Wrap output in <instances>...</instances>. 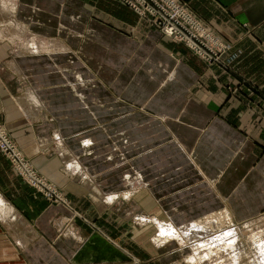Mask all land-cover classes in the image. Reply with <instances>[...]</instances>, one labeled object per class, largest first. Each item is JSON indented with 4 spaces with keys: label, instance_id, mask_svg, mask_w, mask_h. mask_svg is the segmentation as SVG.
I'll return each instance as SVG.
<instances>
[{
    "label": "crops",
    "instance_id": "obj_1",
    "mask_svg": "<svg viewBox=\"0 0 264 264\" xmlns=\"http://www.w3.org/2000/svg\"><path fill=\"white\" fill-rule=\"evenodd\" d=\"M180 1L218 61L120 0H0V126L68 200L0 150V264H188L137 215L263 214L264 0ZM134 170L145 186L104 199Z\"/></svg>",
    "mask_w": 264,
    "mask_h": 264
},
{
    "label": "bare ground",
    "instance_id": "obj_2",
    "mask_svg": "<svg viewBox=\"0 0 264 264\" xmlns=\"http://www.w3.org/2000/svg\"><path fill=\"white\" fill-rule=\"evenodd\" d=\"M199 26H200V24H199ZM32 46L34 47V48H32V50H34V49L37 50L36 44L33 45L31 43V47ZM30 102H31V99H30ZM58 140H59V137H58ZM85 142H88V140H86ZM57 143H59V142H57ZM63 152H65V150ZM66 156H65V158H66ZM68 158H70V156H67V159ZM116 164H118V163H116ZM72 166L75 169L81 171L82 166L80 165L79 162H77V163H75L74 161L71 162L70 167H72ZM83 169H85V168H83ZM72 171H73V169H72ZM85 173H87V172H85ZM85 175H87V174H85ZM123 179L127 182L128 187H124L123 189H118V190H112L111 194L109 193L108 196H103L104 199L108 200V202L109 201L110 202H113V201L117 202L118 200H120L119 198L131 197L132 193L139 190L141 187L145 186V180L143 179L142 174L137 170H134L133 173H131V172L125 173L123 176ZM52 188L53 187L50 188L51 191H52ZM61 200H63L62 197H61ZM64 203H66V202L64 201ZM6 208L7 207L5 206L4 200L0 197V212H4V210ZM226 216L228 218H230V220H231L230 222L232 223V216L230 215V213L225 212V217ZM144 217H145V215H144ZM205 219H208V218H205ZM211 219H214V218L211 216ZM154 221L156 222L157 227H158L157 228L158 234L156 236L160 242H163L169 238H173L177 242H181V243L192 242L191 248H190V251H192V253H189L186 256L187 261L190 264H232V260H234V262H236V264H238L237 260H238V256H240V250H241L239 247V243H238V239H239V235H240L238 225H232L233 227H231V228H225V229L215 231L216 229L215 230H212V229L218 227L221 224V218L214 219L212 221H209L208 223L206 222L207 224H210V225L212 224V227H213L212 229L209 225L207 226V224H201L199 221H202V220H199V219L188 221V222L183 223L181 225H176L171 220H165V219H162L160 217H154L152 222H154ZM196 222H199V223H196ZM258 228H261V229L256 231V233L253 234L252 238H253V242L255 243V245L257 246V249H258L259 264H264V224H262ZM204 236H207V237L203 238ZM230 256H231V261H222L221 260V258H223V257H226L228 260V258ZM255 256H253V257H255ZM218 259L220 260V262H217ZM255 261H256V259H255Z\"/></svg>",
    "mask_w": 264,
    "mask_h": 264
},
{
    "label": "built area",
    "instance_id": "obj_3",
    "mask_svg": "<svg viewBox=\"0 0 264 264\" xmlns=\"http://www.w3.org/2000/svg\"><path fill=\"white\" fill-rule=\"evenodd\" d=\"M124 3L135 9L142 17H145L155 26L160 28L165 34L176 40L186 42L191 48L196 50L208 62L218 60V57L213 56L218 52L206 45L202 40V45L197 41H201V34H196L198 31L203 32V37L210 35L208 30L192 15L186 5L180 0H121ZM200 26H199V24ZM195 35V37H194ZM198 36V37H197ZM208 38V39H210ZM219 45L217 41H212V45ZM0 150L8 157L11 164L21 174L23 178L30 184L39 189H43L44 193L49 197L58 196V189L51 191L49 180L47 181L41 173H38L32 163L21 153L15 141H13L7 131L0 126ZM49 185V186H48Z\"/></svg>",
    "mask_w": 264,
    "mask_h": 264
},
{
    "label": "rangeland",
    "instance_id": "obj_4",
    "mask_svg": "<svg viewBox=\"0 0 264 264\" xmlns=\"http://www.w3.org/2000/svg\"><path fill=\"white\" fill-rule=\"evenodd\" d=\"M121 1V0H120ZM123 2V1H122ZM126 4V3H125ZM128 5V4H127ZM131 7V6H130ZM132 8V7H131ZM135 10V9H134ZM136 11V10H135ZM137 12V11H136ZM138 13V12H137ZM139 14V13H138ZM141 16V15H140ZM145 18V17H144ZM148 22H150L149 20H148ZM151 23V22H150ZM153 26H155L153 23H151ZM155 27H157V26H155ZM158 28V27H157ZM160 29V28H159ZM161 30V29H160ZM207 29L205 28V31H206ZM162 31V30H161ZM163 32V31H162ZM164 33V32H163ZM196 34H201L202 36H200L199 38H201V41H199L198 39H197V41L202 45V40L203 41H205L206 43V45H208V46H210L212 49H213V51H218L217 50V45L215 44V45H212V41H211V38L209 37V36H207L206 38L207 39H205L204 37H203V32H201V31H198ZM167 35V34H166ZM169 36V35H168ZM171 37V36H170ZM194 37H195V35H194ZM198 37V36H197ZM208 38H210V39H208ZM174 39V38H173ZM176 40V39H175ZM213 56H215V57H218V59H220L219 58V53H217V54H213V53H211ZM214 61H218V60H212L211 61V63L212 62H214ZM225 67V66H224ZM8 133V132H7ZM9 134V133H8ZM10 136V135H9ZM10 138L14 141V139L10 136ZM17 145V144H16ZM18 147V146H17ZM19 148V147H18ZM19 150H20V148H19ZM21 151V150H20ZM21 153H22V151H21ZM23 154V153H22ZM24 155V154H23ZM6 156V155H5ZM25 156V155H24ZM7 157V156H6ZM26 157V156H25ZM8 158V157H7ZM27 158V157H26ZM28 160H29V162L31 163V161H30V159L29 158H27ZM10 161V160H9ZM71 164V162H69V165ZM68 165V166H69ZM34 166V165H33ZM35 168H36V170H37V172L38 173H41L43 176H44V178L48 181H50L51 183H53L52 185H50V187H53L52 188V191L53 190H55L56 188L58 189V196L61 198H63V200L66 202V204H68V200H67V198L65 197V195H64V193H63V190L59 187V186H57L54 182H52L50 179H48L42 172H40L39 171V169L36 167V166H34ZM130 173V172H129ZM131 173H133V172H131ZM21 175V174H20ZM25 182H27V180L25 179V178H23V177H21ZM27 183H29V182H27ZM129 183V182H128ZM30 184V183H29ZM33 188H35V189H37L38 191H40L44 196H46V198L49 200V201H51V202H64L63 200H61V199H57L56 197H49V196H47L45 193H44V191H42L41 189H39V188H37V187H35L34 185H32V184H30ZM126 185H128L127 183H126ZM4 203H5V201H4ZM5 206H6V204H5ZM7 207V206H6ZM263 214L261 215V216H258V217H256V218H253L252 220H248V221H241V222H235L233 219H232V223L230 222L231 220H230V218H228L227 216L225 217V214H217V215H210V216H207L206 218H208V219H202V221H199L201 224H207L209 221H212V220H214V219H217V218H221V224L218 226V227H216V228H213L212 227V224L210 225V224H207V226L209 225L210 227H211V229L212 230H215V231H217V230H221V229H225V228H231V227H233L232 225H238V229H239V233H240V235H239V239H238V243H239V247H240V256H238V264H259V260H258V257H259V253H258V249H257V246L255 245V243L253 242V234H255L256 233V231H258L259 229H261V228H258L259 226H261L262 224H264V211L262 212ZM144 215L145 214H138L137 215V219L138 220H142V221H148V220H150V221H153V219H154V217H157V216H155V215H151V216H147V215H145V217H144ZM259 215V214H258ZM211 216L214 218V219H211ZM147 217V218H146ZM224 218V219H223ZM163 219V218H162ZM199 222H196V223H199ZM207 222V223H206ZM155 225V233H153V239L156 241V242H160L159 241V239L157 238V234H158V231H157V224H156V222L154 221L153 222ZM237 223V224H236ZM254 223V224H253ZM257 230H256V229ZM19 230H22V227L20 226L19 227ZM207 236H204L203 238H206ZM253 242V243H252ZM191 243L192 242H190V243H188V245H189V248H188V253H187V255L189 254V253H192V251H190V248H191ZM187 245V246H188ZM242 251V252H241ZM242 253V254H241ZM186 254V253H185ZM186 255V256H187ZM256 255V256H255ZM253 256H255V257H253ZM241 258V259H240ZM230 259V260H229ZM255 259H256V261H255ZM186 260V262L188 263V264H190L188 261H187V259H185ZM219 260V259H218ZM217 260V262H220V260L218 261ZM221 260L222 261H231V256L228 258V260H227V258L226 257H223V258H221ZM255 261V262H254ZM232 264H236V262H234V260H232Z\"/></svg>",
    "mask_w": 264,
    "mask_h": 264
}]
</instances>
